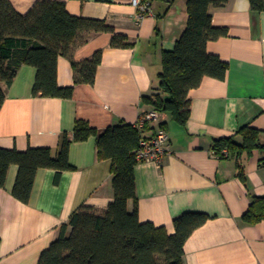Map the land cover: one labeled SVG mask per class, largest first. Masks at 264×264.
<instances>
[{
  "label": "crops",
  "instance_id": "0c3cea01",
  "mask_svg": "<svg viewBox=\"0 0 264 264\" xmlns=\"http://www.w3.org/2000/svg\"><path fill=\"white\" fill-rule=\"evenodd\" d=\"M9 1L19 14L41 1L64 3L73 17L103 21L128 47H111L113 34L91 33L75 49L76 63L101 54L92 85L73 86L71 63L59 57L57 83L73 87L69 99L34 97L36 70L20 66L12 84L2 85L1 149L46 148L55 157L61 137H71L77 120L100 134L119 124L134 125L152 111L143 99L158 93L161 55L174 49L186 28L188 0H152L147 13L133 0ZM208 13L214 27L226 30V36L206 45L208 54L227 64L225 79L205 77L188 92L184 125L159 114L145 128L144 137H150L165 124L168 141L161 165L134 167L137 214L141 223L164 227L170 235L173 220L184 213L209 217L186 240L183 264H264V221L243 220L253 199L264 197V151L237 161L219 159L212 150L215 140L243 127L260 131L264 144V12L251 10L248 0H229ZM69 164L72 170L58 177L54 170H38L27 204L12 196L18 168L9 167L0 189V264H37L75 211L87 207L101 213L113 201L111 161L98 159L96 137L71 143ZM127 208L133 210L132 201Z\"/></svg>",
  "mask_w": 264,
  "mask_h": 264
},
{
  "label": "trees",
  "instance_id": "16d2710c",
  "mask_svg": "<svg viewBox=\"0 0 264 264\" xmlns=\"http://www.w3.org/2000/svg\"><path fill=\"white\" fill-rule=\"evenodd\" d=\"M228 1H187L186 28L174 49L161 55L158 93L143 99L152 111L168 114L173 121L184 125L189 117L188 92L197 88L205 77L225 79L227 64L208 54L206 45L226 36V30L211 24L209 7L222 8ZM248 1L251 10L264 12V0ZM91 33L113 34L111 47H128L124 38L114 35L113 29L103 21L73 17L65 10L64 3L41 1L26 14H19L9 0H0V109L5 98L2 85H11L22 65L36 70L34 97H72L73 87H60L57 83L59 57L71 63L73 86L92 85L101 62L100 52L91 60L80 63L73 60L75 49L84 45ZM164 126L160 124L158 128ZM91 137H96L98 159L111 161L113 201L101 213L87 207L75 211L60 227L58 238L40 253L37 264H183L186 240L209 217L184 213L173 220L175 232L171 235L164 227L139 221L133 170L138 163L135 153L142 135L133 125L119 124L98 134L87 122L77 120L71 137L67 134L61 137L55 157L46 148H29L24 152L0 148V189L5 185L9 167L17 166L12 196L27 204L37 171L51 169L58 177L63 171L72 170L69 146ZM223 149L227 150V157L222 156ZM212 150L219 159L238 161L253 151H264V144L260 131L243 127L234 136L215 140ZM239 169L238 176L244 181L243 170ZM129 201L133 202L131 212L127 208ZM243 220L249 225L264 221V197L253 199Z\"/></svg>",
  "mask_w": 264,
  "mask_h": 264
},
{
  "label": "built area",
  "instance_id": "2783aa9c",
  "mask_svg": "<svg viewBox=\"0 0 264 264\" xmlns=\"http://www.w3.org/2000/svg\"><path fill=\"white\" fill-rule=\"evenodd\" d=\"M133 5L137 7L142 13H147L149 10V3H143L141 0H133ZM159 113L150 111L139 116L133 125L142 135L139 142V148L136 150L135 158L138 163L141 162H154L161 165L162 159L165 156V146L168 141L167 134L163 129L157 130L150 137H144L146 126L158 120ZM222 156L227 157L228 152L226 149L221 151Z\"/></svg>",
  "mask_w": 264,
  "mask_h": 264
}]
</instances>
